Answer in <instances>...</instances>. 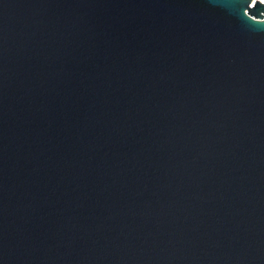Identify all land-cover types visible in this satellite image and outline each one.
<instances>
[{"label": "water", "instance_id": "1", "mask_svg": "<svg viewBox=\"0 0 264 264\" xmlns=\"http://www.w3.org/2000/svg\"><path fill=\"white\" fill-rule=\"evenodd\" d=\"M0 264H264V3L0 0Z\"/></svg>", "mask_w": 264, "mask_h": 264}, {"label": "built area", "instance_id": "2", "mask_svg": "<svg viewBox=\"0 0 264 264\" xmlns=\"http://www.w3.org/2000/svg\"><path fill=\"white\" fill-rule=\"evenodd\" d=\"M260 1L264 3V0H260Z\"/></svg>", "mask_w": 264, "mask_h": 264}]
</instances>
